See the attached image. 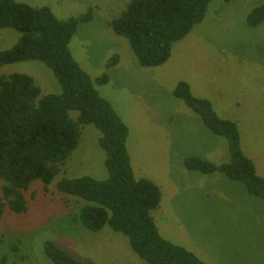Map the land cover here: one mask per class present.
Wrapping results in <instances>:
<instances>
[{"label": "rangeland", "instance_id": "374dc122", "mask_svg": "<svg viewBox=\"0 0 264 264\" xmlns=\"http://www.w3.org/2000/svg\"><path fill=\"white\" fill-rule=\"evenodd\" d=\"M15 1L48 7L59 19L90 14V20L79 23L69 49L92 79L107 76L95 87L128 128L126 147L135 177L159 186L161 201L152 215L161 236L207 264H264V200L220 172L184 166L190 156L218 163L227 161L228 153L225 139L173 95L176 85L186 82L219 117L234 121L243 152L264 177V22L246 24L262 0H210L202 21L172 45L164 63L152 67L141 66L128 40L111 27L130 0ZM19 37L15 29H0V50L13 47ZM113 55L117 62L108 65ZM13 73L31 76L40 96L61 91L40 60L0 67V74ZM77 115L70 111L72 118ZM100 136L94 125H81L80 141L63 170L46 189L35 180L24 192L27 210L5 208L0 264H53L44 254L46 240L85 264H147L122 233L107 226L87 230L78 214L83 200L56 188L63 176L107 177Z\"/></svg>", "mask_w": 264, "mask_h": 264}, {"label": "trees", "instance_id": "16d2710c", "mask_svg": "<svg viewBox=\"0 0 264 264\" xmlns=\"http://www.w3.org/2000/svg\"><path fill=\"white\" fill-rule=\"evenodd\" d=\"M210 0H130L112 21L114 33L130 43L138 63L152 67L164 63L172 45L200 23ZM90 14L59 19L48 7H34L15 0H0V29L20 33L11 48L0 50V67L20 61L40 60L58 79L61 91L40 96L34 79L25 73L0 74V220L7 207L27 210L24 192L35 180L44 189L63 170L81 136V125L92 124L105 152L107 177H62L59 192L83 200L79 218L90 231L109 227L125 235L135 254L147 264H207L193 252L159 233L152 211L161 201L159 186L136 178L126 147L128 128L111 103L102 97L96 80L72 56L69 43L79 23ZM264 22V0L246 17L249 27ZM117 62L115 55L108 65ZM174 97L184 101L203 124L225 139L228 160L213 162L198 156L184 159L188 170L220 172L241 182L248 194L264 200V177L245 155L237 124L219 117L210 102L195 96L186 82H179ZM76 111L77 117L70 116ZM44 254L53 264H85L53 241L44 242Z\"/></svg>", "mask_w": 264, "mask_h": 264}]
</instances>
